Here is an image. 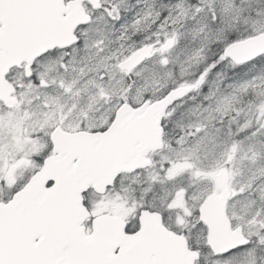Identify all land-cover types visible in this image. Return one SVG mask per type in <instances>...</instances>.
I'll use <instances>...</instances> for the list:
<instances>
[{"label": "snow or ice", "instance_id": "6c2138e0", "mask_svg": "<svg viewBox=\"0 0 264 264\" xmlns=\"http://www.w3.org/2000/svg\"><path fill=\"white\" fill-rule=\"evenodd\" d=\"M0 264H264V0H0Z\"/></svg>", "mask_w": 264, "mask_h": 264}]
</instances>
